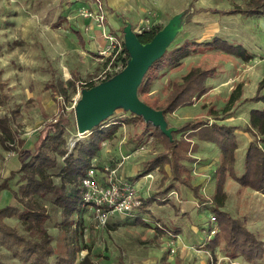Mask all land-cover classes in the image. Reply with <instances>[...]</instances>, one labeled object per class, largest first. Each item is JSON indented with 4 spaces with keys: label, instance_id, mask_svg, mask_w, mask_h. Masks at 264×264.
Instances as JSON below:
<instances>
[{
    "label": "rangeland",
    "instance_id": "obj_1",
    "mask_svg": "<svg viewBox=\"0 0 264 264\" xmlns=\"http://www.w3.org/2000/svg\"><path fill=\"white\" fill-rule=\"evenodd\" d=\"M250 1L0 0V67L6 96L5 105H0V117L10 118L15 135L14 148L8 150L0 145V181L18 170L22 160L28 158L29 154L22 150L33 148L37 132L46 122H55L60 116L67 121L64 135L68 153L73 151L75 144L87 142L90 132L79 134L75 118V107L82 90L97 86L124 70L129 57L122 49L127 33L137 36L158 25L164 30L187 8L193 13L191 20L183 22L178 18L177 31L163 55L175 52L185 43H205L219 38L243 47L250 53V59L245 61L213 47L194 48L178 63L164 65L152 74L149 86L141 94L137 91V97L155 108L165 99L173 82L180 81L188 70L213 68L215 73L205 81L203 95L192 105L179 107L163 116L165 131L170 136L174 133L179 139L189 135L187 131L176 129L191 121L234 126L237 144L234 172L241 176L247 145L254 139L246 130L249 113L252 109H264L261 101L241 102L255 94L264 78V15H225L196 10L224 11L239 6L245 11L250 8ZM84 14L90 15L85 17ZM82 16L87 20L82 30L83 45L78 42L73 28L78 27ZM51 81H61L69 87L68 96L54 98L48 87ZM73 83L76 85L74 92ZM238 84L241 85V97L229 112H222ZM132 114L117 107L100 123L101 128L120 122L115 134L100 143L95 155L97 165L115 166L124 158L121 168L132 163L135 170L139 166L137 172L140 173L142 163L163 150L152 130L142 131V126L133 127L127 122ZM190 139L196 147L189 153L191 160L182 163L191 173L192 184L200 185V193L210 197L215 188V171L221 161L220 149L197 136ZM259 143L264 148V143ZM64 158L57 156L58 166L49 171L56 184H60L58 175L65 166ZM166 171L168 175L163 177L162 172L154 170L148 174L150 177L146 175L134 187L138 195L146 199L172 185L173 190L164 196L169 203H152L133 214L113 217L104 226L95 227L88 213L79 222L73 221L74 216L65 217L51 194L39 198L49 217L38 228L27 230L16 217L5 221L34 240L44 233L50 234L55 255L48 259L49 264H57L61 258L72 259V256L77 263L86 253L94 264H207L208 261L211 264H264V256L246 261L227 249L222 240L212 258L207 247L214 234L212 230L217 231L216 225L212 224L215 221L211 220L212 204L198 202L189 188L171 181L168 167ZM139 173L133 176L135 180ZM21 183L19 174L9 181L10 190L0 192V208L6 205L21 207L11 193ZM71 189L68 186L66 192ZM224 191L227 198L223 211L241 219L264 242V193L244 187L229 177ZM0 260L7 264H25L2 246Z\"/></svg>",
    "mask_w": 264,
    "mask_h": 264
},
{
    "label": "trees",
    "instance_id": "obj_2",
    "mask_svg": "<svg viewBox=\"0 0 264 264\" xmlns=\"http://www.w3.org/2000/svg\"><path fill=\"white\" fill-rule=\"evenodd\" d=\"M249 7L250 8H247L245 11L241 10L239 6H234L224 11H217L210 8H200L196 11H198V13L220 12L225 15H233L235 13L248 16L264 15V0H251L249 2ZM192 15L193 13L187 8L182 11L181 20L183 22H189ZM82 18L85 17L82 16ZM60 24L61 23H59V25ZM160 29L161 26L158 25L149 31L138 34V40L141 43L150 42ZM76 37L78 42L83 45L84 39L80 33H76ZM197 47L217 48L231 55H236L245 61H248L251 57L250 53L240 45H231L219 38L205 43H185L175 52L166 56L162 55L153 62L138 86V93L141 94L149 86L151 82L150 76L152 74L157 73L164 65L178 63L183 58L189 56L194 48ZM122 49L124 52L128 53L125 46ZM2 73L3 71L0 67V105L4 106L6 96L4 94V83L1 80ZM214 73L213 68H191L182 76L180 81L173 82L165 99L157 107L152 108L161 111L163 115H165L167 113H173L179 107L192 105L198 97L205 93V81L212 77ZM74 81L77 82V79ZM48 87L51 89V93L54 94V98H66L68 96L69 87L61 81H51L48 83ZM75 87L76 85L73 83L71 85L73 92L75 91ZM262 89H264V78L259 82L255 94L250 98H244L241 102H264V94H261ZM240 97L241 85L238 84L235 89L231 91L226 104L222 108V112H229ZM132 115L131 118L127 119V122L132 124L133 127L142 126V131L145 129L152 130L155 139L163 148L161 152L142 163L139 177L146 176L154 170H159L163 173V177H167L166 167H168L171 181L189 188L198 202L208 201L212 204L211 211L215 220L212 224L216 225L217 231L207 243V247L211 253L210 256L215 258V248L218 246L219 241L222 240L227 249L235 251L246 261H254L263 258L264 242L251 232L241 219L232 217L228 212L223 211L222 208L227 198V194L224 191V184L227 177L253 191L264 193V148L261 147L259 143L260 141L264 143V109H252L249 113V124L246 130L254 136V139L247 145L244 156V169L241 176H237L234 172L235 151L237 149L234 126L217 124L215 122L210 125H204L191 121L186 123L184 127L176 129L183 132L187 131L189 137L185 136L177 139L174 133H171V137H169L160 127L155 126L150 121H146L142 116ZM119 124L120 122L118 123V121H116L105 127L100 128V125L95 127L89 134V140L82 144H75L73 151L70 153L65 149L66 139L64 134L67 121L60 116L55 122L49 121L44 124L37 132L33 148L31 150L29 148L22 150L29 154L28 158L22 160L18 170L11 172L8 177L0 181V192L3 190H10L9 181L14 178L16 174H19L22 181L16 190L11 191L13 198L21 207L6 205L0 208V246L11 251L16 259L25 264H49L48 259L55 255V250L51 244L53 240L52 236L44 233L37 240L25 237L15 226L6 223L5 219L16 217L27 230L38 228L49 217L48 213H46L45 206L41 204L39 198L48 194L54 196V204L62 209V213L65 217L74 216L78 211L80 198L78 183L86 170L90 167V162L97 154L100 143L111 138L115 134ZM193 136L211 142L220 149L221 161L215 171V188L210 197H205L200 193V185L192 184L191 173L182 163L184 160H191L189 153L194 151L196 147L194 143H191L190 137ZM14 144L15 135L11 128L10 118L8 116L0 117V145L4 149L9 150L14 148ZM74 153H76V155H74ZM57 156L65 157V166L61 168L58 175L60 184L54 183L52 174L49 173V171L58 166ZM68 186L72 188L69 193L66 192ZM172 190L173 186L170 185L163 191L155 192L153 195L143 200L142 207L146 208L152 203H157L159 205L169 203L164 196ZM79 220L81 221L83 219L79 216L78 218L74 217L73 221L79 222ZM137 222L140 221L137 220ZM0 264L7 263L0 260ZM57 264L94 263L90 255L86 253L77 263H75L74 257L72 256V259H58ZM207 264L211 263L208 261Z\"/></svg>",
    "mask_w": 264,
    "mask_h": 264
},
{
    "label": "water",
    "instance_id": "obj_3",
    "mask_svg": "<svg viewBox=\"0 0 264 264\" xmlns=\"http://www.w3.org/2000/svg\"><path fill=\"white\" fill-rule=\"evenodd\" d=\"M181 15L182 13L175 16L164 30H159L154 35L150 42L141 43L136 35L127 33L125 48L129 53V59L124 70L97 86L82 90V96L75 107L78 133H91L117 107H122L152 122L171 137L170 133L165 131L163 113L140 101L137 90L148 68L163 55L166 46L174 37L178 18L182 21ZM172 28L174 32L170 36Z\"/></svg>",
    "mask_w": 264,
    "mask_h": 264
},
{
    "label": "built area",
    "instance_id": "obj_4",
    "mask_svg": "<svg viewBox=\"0 0 264 264\" xmlns=\"http://www.w3.org/2000/svg\"><path fill=\"white\" fill-rule=\"evenodd\" d=\"M124 161L121 159L115 166L97 165L96 158H92L90 167L78 183L80 198L75 218L80 216L83 219L88 213L93 225L100 227L113 217L133 214L142 208L144 199L135 190L134 182L121 173ZM211 220L215 221L214 217ZM215 232L213 229L212 233Z\"/></svg>",
    "mask_w": 264,
    "mask_h": 264
},
{
    "label": "crops",
    "instance_id": "obj_5",
    "mask_svg": "<svg viewBox=\"0 0 264 264\" xmlns=\"http://www.w3.org/2000/svg\"><path fill=\"white\" fill-rule=\"evenodd\" d=\"M80 23H82V25L80 24ZM86 23H87V20L85 21V19L84 18H80L79 19V22L77 23V26L78 27H73L76 31H75V35H76V33H80V35L83 37V28L85 27V25H86ZM82 26V27H81ZM85 29V28H84ZM83 39H84V37H83ZM126 164H128V162H126ZM139 166H136V170H135V166L133 167V164L132 163H129V165L128 166H126V167H123V168H121L120 170H121V173L122 174H124V176H126L128 179H130L131 181H133L134 182V184H137V183H139V182H141V180H142V178L144 177V179H145V176H143V177H138L137 178V180H135L134 179V175L135 174H138L139 172H137V170L139 169L138 168ZM140 173H141V169H140ZM140 173H139V175H140ZM138 175V176H139ZM143 208V207H142Z\"/></svg>",
    "mask_w": 264,
    "mask_h": 264
},
{
    "label": "bare ground",
    "instance_id": "obj_6",
    "mask_svg": "<svg viewBox=\"0 0 264 264\" xmlns=\"http://www.w3.org/2000/svg\"><path fill=\"white\" fill-rule=\"evenodd\" d=\"M171 30H173V31L171 32ZM171 30H170V33H169L170 36H171V35L173 34V32H174V29H173V28H172ZM79 134H81V133H79ZM147 177H150V176L147 175Z\"/></svg>",
    "mask_w": 264,
    "mask_h": 264
}]
</instances>
